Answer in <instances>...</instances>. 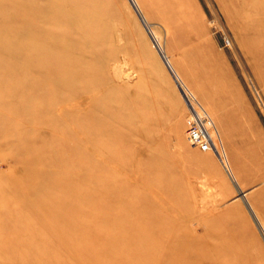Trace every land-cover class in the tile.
<instances>
[{
	"label": "rangeland",
	"instance_id": "obj_1",
	"mask_svg": "<svg viewBox=\"0 0 264 264\" xmlns=\"http://www.w3.org/2000/svg\"><path fill=\"white\" fill-rule=\"evenodd\" d=\"M53 1L106 4L114 29L88 80L36 36L50 2L0 0V264H84L63 243L85 220L89 264H264V0ZM185 94L218 152L188 139Z\"/></svg>",
	"mask_w": 264,
	"mask_h": 264
},
{
	"label": "bare ground",
	"instance_id": "obj_2",
	"mask_svg": "<svg viewBox=\"0 0 264 264\" xmlns=\"http://www.w3.org/2000/svg\"><path fill=\"white\" fill-rule=\"evenodd\" d=\"M45 2H50L51 4H47L45 6L39 7L38 11L36 12L33 10L34 14H32L33 15L32 20L34 21L33 23H35L36 21L38 25L35 30L36 36L41 37L43 35L44 39L46 38L51 39L50 44L53 46L48 47V53H49L47 54L48 59L51 56V58H54L58 63L61 62L60 64L65 65L64 66L65 68L66 66L68 67L69 65V68L71 69V65L68 64V59H67L69 56V53L71 52V54H78L80 52L82 54L80 57L81 59L78 60V63H75L74 68L79 72H81L80 70H82L83 72L85 71L83 74H85L88 77V80H90L91 77H89V75L94 74V73L96 74L105 65L104 61L101 60L100 58H101V54L104 48L108 45L110 36L114 29L113 28L114 26L111 25L112 24L111 20H113L112 18L113 15L110 16L109 14L110 12H108L106 4L98 2L97 4H93L94 9L91 13L81 11L80 9L79 11H77L76 9L77 11L76 18L68 19V18L60 17L62 16L60 14L61 13L60 11L62 10L59 9L56 1L54 2L53 0H40V5H42V3H45ZM42 7H45L46 12L53 13L56 18L52 20V19L47 18L46 16H42L43 15L42 14L43 10L41 9ZM33 11L31 10V13H33ZM108 19L110 20L108 21ZM29 24H30L29 22H26L25 25L27 26ZM56 75L59 77H64L63 73L62 75L60 74L59 69ZM185 97L189 102L192 99V98L190 99V97L186 94H185ZM94 121L95 120H93V126L89 122L90 130L94 132L96 135H99L103 140H106L107 138L104 137V135L107 134V130H106L107 123L106 125H100L99 127H96V123H94ZM97 121H100V122L104 121V118L100 117L98 118ZM214 133H216V136H219L218 132H216V129L214 130ZM94 143L96 144L95 138H94V141H92V145ZM87 144L91 146L90 142H88ZM90 161L93 166L96 164L94 160L90 159ZM146 162L148 165V168L146 169V175H147V178H150L152 174H154L153 171L156 172V170L154 168L151 170V167H150L151 159H148ZM158 170H160V167H158ZM73 191L74 189L70 188L66 194L60 193L62 203L63 205H65V212L71 211L69 205H72L70 201L73 200V198L75 197L72 194ZM75 192L77 191L75 190ZM77 218L78 217H76L75 219ZM86 224H87L86 220L82 223V225L75 222L74 223L75 230L68 229L67 233L65 232L64 236L66 237L67 240H64V241H66V244L63 243L62 239L61 241L64 247L67 248L66 250L70 253V255H73L76 258L77 257L76 253H78L79 255L83 256L84 261H85L81 263L89 264L90 262L93 263L92 261H94V260H91L92 259L91 256H87L88 254L92 253V245L91 244L88 245V242H85L83 249L81 248L79 249L77 245V242L83 241L80 238L77 231L85 229V233H86V230H87ZM69 235L71 236V239L70 237H68ZM99 235L100 237L102 236L101 234ZM83 236H87V238H90L91 234L83 235ZM87 247H89L88 250H86ZM39 255L41 254L39 253L36 257H34V261L32 262V264H39V262H42L41 260L42 256H39ZM53 256L54 257L50 258L53 261V264L54 263L56 264L60 261H61L60 263H67V260L72 262V258H68V257L64 258L63 256L59 257L58 255H53ZM94 259L97 260L98 258H94ZM94 264H103V261L101 262V260L99 259V261L94 262Z\"/></svg>",
	"mask_w": 264,
	"mask_h": 264
},
{
	"label": "built area",
	"instance_id": "obj_3",
	"mask_svg": "<svg viewBox=\"0 0 264 264\" xmlns=\"http://www.w3.org/2000/svg\"><path fill=\"white\" fill-rule=\"evenodd\" d=\"M190 125L186 132L188 139L196 144L202 152H218V144L211 118L193 100L188 103Z\"/></svg>",
	"mask_w": 264,
	"mask_h": 264
}]
</instances>
